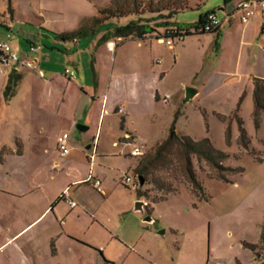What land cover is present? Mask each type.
I'll list each match as a JSON object with an SVG mask.
<instances>
[{"label": "rangeland", "instance_id": "374dc122", "mask_svg": "<svg viewBox=\"0 0 264 264\" xmlns=\"http://www.w3.org/2000/svg\"><path fill=\"white\" fill-rule=\"evenodd\" d=\"M9 2L0 0V40H8L18 54V48L26 47L25 39L38 36L40 23L53 32H73L79 28L80 18L98 16L110 0ZM227 7L224 0H189L187 10L173 18L175 26H186L198 22L200 15L215 12L222 25L225 23L222 42L216 34L186 37L171 47L165 40L158 41L157 34L144 43L113 37L109 40L115 49L108 51L107 42L101 48H89L88 41L81 39L74 59L77 64L70 63L67 56H57L56 62L41 64L35 70L22 67L24 81L20 80L10 100L4 93L11 70L0 64V71L6 72H0V234L18 231L31 223L67 186L78 207L70 211L61 201L57 220L51 214L36 230H43L51 221L61 227V219L65 221L62 228L71 226L78 239H83L75 241V254L70 259L74 264H105L92 253L93 249L80 243L100 242L102 225H107L114 237L118 232L135 242V247L124 242L116 249L112 239L107 255L115 259V264H264V114L254 115V84L250 76L264 77V55L259 51L264 40L258 39L253 21L241 25L238 14L232 17L236 24L230 28ZM144 16L155 18L150 13ZM137 18L131 15L112 22L125 25ZM159 22L153 21L150 26L163 34L164 28L157 27ZM6 28L11 29L10 33ZM103 34L97 35L98 44ZM242 35L246 47L239 46ZM42 41L48 44L46 38ZM34 56L24 58L33 61ZM95 57L97 62L92 64ZM65 69L73 71L74 82L87 86L91 94L95 92V71L101 72L103 92L116 103H129L128 127L136 132L137 145L144 150L140 158L113 161L116 167L104 172L107 179L103 193L88 183V156L98 143L102 150L119 153L121 147L113 143L118 144L123 135L120 109L115 110L119 116L114 112L103 114L98 124L100 103H94L93 108L86 97L83 109L85 115L89 112L85 117L90 125L80 120L79 125L88 127V131L80 132L70 130L56 116L46 119L32 107L39 101L33 94L39 70L44 72L48 80L44 84L49 86L53 82L50 77L63 74ZM162 72L165 76L160 80ZM134 75L142 81L138 102L129 97ZM187 88L198 93L185 103ZM156 91L161 96L158 101L153 99ZM62 129L70 133L72 149L66 157L60 156L55 145V135ZM184 136L195 141L209 139L216 150L227 156L223 161L227 171L222 172L194 155L190 157L202 190L189 178L188 158L179 143ZM166 142L162 155L156 156ZM136 163L138 171L128 172L127 165ZM137 175L144 178L145 184L136 190L127 187L123 179H135ZM86 176L85 182L70 184ZM137 191L142 194V210H136L140 202ZM93 218L97 222L92 225ZM147 218L152 221L147 222ZM245 244L258 248L254 252Z\"/></svg>", "mask_w": 264, "mask_h": 264}, {"label": "crops", "instance_id": "0c3cea01", "mask_svg": "<svg viewBox=\"0 0 264 264\" xmlns=\"http://www.w3.org/2000/svg\"><path fill=\"white\" fill-rule=\"evenodd\" d=\"M261 1H264V0H261ZM224 4H225V0H224ZM92 18L94 17H89V18L83 17L82 19L80 18L79 27L83 25L82 22H84L87 19H92ZM251 21H253L252 25H254L258 30V33H259L258 39L260 40L262 38L264 40V10L259 11L247 24H249ZM227 22L229 23L230 28H232V26L236 24V21L234 18L227 19ZM240 24L247 25V24H242L241 22ZM224 25L225 23L221 25V28L219 31V34L221 36L218 37L216 35L217 39L221 40V42L225 38ZM9 26L12 27L11 29L13 30V26L12 25H9ZM38 26H39L38 27L39 32H38L37 37L39 41L43 42L42 39L46 38L47 40L46 42L48 43V44L45 43L46 45H48L49 47H58L63 52H60L55 49H50L49 47L43 48L41 52L36 53L34 56L35 60L33 61H34L35 69L37 68V66L38 67L42 66L41 64H44V63L52 64L56 62L57 56L61 58H64V56H67L69 58L68 60L70 63L77 64L74 59H76L75 58L76 54H79L77 45L80 42L77 45L64 46L59 41L54 39L53 37V34H60L64 32H60V31L53 32L48 28L45 29L44 25H42L41 23ZM241 27L242 26H240V28ZM6 29L10 33L11 29H8V28ZM241 34H243V30L241 31ZM99 39L100 37L89 40L88 47L89 48H92V47L101 48L105 46V42L103 44L101 43V45L100 43L99 44L97 43ZM26 40H29V41L25 42V45H26L25 48L23 47H20L18 49L16 48L17 49L16 51L18 52V54H20L22 58L27 56L28 49L31 46L29 42L34 41V39H26ZM150 40H153V38H149L145 41H139V40H136V41L144 43ZM238 40L240 41L239 43L240 47H246V43L244 41L245 39L243 35L240 36ZM124 41L127 42V40H124ZM106 42H107L106 44H108V51H110L109 44L113 43V41L109 40ZM218 43L219 42L217 41V45ZM219 45L220 46L218 49L221 50L222 43H220ZM171 46L172 45H170L169 47ZM259 51H261V53L264 55V46H261ZM94 62L95 63L97 62L96 57L92 61V64ZM22 69L23 68L20 67L17 72L22 73L23 76H21L18 73L17 74L21 76L22 83H23L25 74L22 72L23 71ZM39 72H42L44 74L42 70H39ZM72 72L73 71H70L69 69H65L63 74L54 73L55 75H52L49 79V80H53V82H50L49 86H46V84H44V82L48 81L47 79H45V75H44V78L38 75L35 78L36 82H35V88H34L33 94L34 96L36 95V97L38 96L37 98L39 99V101L37 105L33 104L32 107H34V109L37 110L39 113L44 114L45 118L46 119L48 118V120L51 119L50 115L58 117L61 120V122L63 121V123L68 125L70 130L75 129L76 126L78 125V122H80V120H83V119L86 120L84 121V124L90 125V122H88L85 117L89 114V112H87V114L85 115V110L83 109L86 104L85 102V99H87L86 97H88L87 103H91L92 106L96 102L100 103L98 124L100 120L102 119L103 114L107 115V114H111V112H114V114L119 116L118 113H115V110L117 108L121 110V114L123 115L122 116L123 118H121L120 120V130L123 133V135L119 137L118 144L117 142L113 143V146L121 147V150L119 151V153L102 150L100 149L99 143H98L97 146L95 145L93 146L94 147L93 152L91 153L90 156H88V159L90 160L91 168L89 169L87 176H89V174L91 176L92 175L96 176L95 178L101 181V187H103V184L105 183L107 179V174H104V172L107 173L106 171L111 170V166L112 168L116 167V165L113 164L114 163L113 161H115L116 159H120V158L136 159L130 156V151L135 146L140 147L139 145H137V141L139 140V138L137 137L136 132L132 131L128 127V117L131 111L129 103L127 102V100L121 101V103H116L110 98L109 93L103 92V90L101 89V72L100 71L98 72L95 71V77H96L95 84L96 85L94 89L95 91L94 94L89 93L90 91L88 90L87 86L78 85L77 83H75L73 80L75 75L74 77L70 76V73ZM2 74H5V73L3 72ZM164 76L165 75L163 72L160 73L159 79L162 80ZM250 76H253L252 79L258 78V79L264 80V77L263 78L257 77L253 74H251ZM141 83H142L141 78L138 75H134L132 78V81L130 82V90H129L130 96L129 97L130 98L133 97L134 101L136 102H138L140 99ZM81 99L83 100V103H84L82 106L80 105ZM153 99L155 101H158L161 99V96L158 91L155 92ZM62 133H69V132L66 131V129H62L61 131L57 133V135H55L56 148H57L56 139L58 135ZM128 136L130 137V140L127 139ZM69 145H70V139H69ZM88 148L90 149L91 147H88ZM71 149L72 147L70 146V151ZM92 156H95L93 160H92ZM57 165H59V163H57ZM97 167L98 169H96ZM121 168H123V165L121 166ZM127 168H128V172H132V171L134 172V170L138 168V163L134 165L129 164L127 165ZM87 176L85 178L75 180L71 182L70 184H78L80 182H85V180L87 179ZM66 188L67 186L64 187L62 191H60V195L58 199H56L50 205V207H48L45 210L44 213H42L41 215H37L31 223L25 225L23 228H21L18 231L13 232L11 230H8L7 233L1 232L0 234V264H74L72 261H70V259L75 254L74 250L77 245L75 241H80L83 239H78L77 233H75V230L71 226H67L66 229L62 228V226H65V221L61 219L59 223L61 227L57 226L54 222L51 221L45 224V227L43 230L41 231L36 230V228L40 224H43L44 222H46L45 219L51 214H53V218L57 220V216H58L57 209L59 205L61 204V201L64 200L67 203L70 211H74L78 207V204H77V207L73 209L70 208L67 200L62 198V195L64 191L66 190ZM70 198L71 200L74 201V199L72 198L71 192H70ZM139 200L141 201V199ZM44 216L45 218L39 224H37L39 220H41ZM93 216H95V214H93ZM76 218L79 220L80 215H78ZM91 220H92V225L95 224V222H97V220L94 218ZM99 234L102 235L103 239L98 243H92V242H87V241L86 242L84 241L85 243L84 242H80V243L84 246H87L93 249L91 250L92 253L93 254L95 253L96 255L100 256L105 264H115L116 262L114 261L115 259L113 257H110L107 255L108 248L112 243V239L116 241L115 246H113L116 249H118L119 245H122L124 242L130 245H134L135 243L130 238H127L124 236L121 237V235L118 232L115 233L116 237H114L115 235H113V233L110 231L107 225H102V227L100 228ZM133 247H135V245ZM64 257L67 258V260H65L66 262L63 261ZM84 264H87V263H84Z\"/></svg>", "mask_w": 264, "mask_h": 264}, {"label": "trees", "instance_id": "16d2710c", "mask_svg": "<svg viewBox=\"0 0 264 264\" xmlns=\"http://www.w3.org/2000/svg\"><path fill=\"white\" fill-rule=\"evenodd\" d=\"M229 2L230 1L225 0V5H227ZM188 5L189 0H110L109 6L100 9L98 11V16L92 18L89 24H83L73 32L53 34V37L59 42H73L74 40H77L78 44L81 39L87 41L92 40L96 38L101 32H104V34L100 40V43L109 41V39L113 37H118L119 39L123 40L136 39L139 41H145L151 38L154 34H157L155 36L157 37L158 41L171 40L172 43L177 40L182 41L186 37L190 36H204L210 34H216L218 37L221 36L219 34L220 30L209 33L204 32V27L208 22V16L215 14V12H208L200 15L198 22L194 24L175 26L173 23L174 16L181 11L187 10L186 8ZM8 12L12 17L13 10L10 4L8 7ZM146 13H150L155 18L146 19L144 16ZM131 15H135L138 18L128 22L125 25H117L112 22L113 19H121ZM153 21H163L157 24L158 28H164L163 34L158 33L152 26H150V23ZM28 41L29 40L25 39V42ZM38 42H40L38 37H34V41H30L29 43L30 45H33L34 43ZM41 43L44 48L49 47L45 43ZM49 48L63 52L58 47ZM20 80L21 76L18 75L16 71H12L9 74L8 84L4 93L6 100H10V98L14 96ZM253 84L254 115L257 116L259 113L264 114V80L253 78ZM256 124L259 125L257 122ZM172 129H174V127ZM245 136L246 133L242 129V137L245 138ZM179 143L188 158L189 178L191 182L197 187V189L202 190L191 167V156H196L199 160L207 162L212 167L221 170V172L227 171V169L223 166V161L227 158V156L216 150L209 139L195 141L189 136H184ZM167 145L168 142L161 145L156 152V156H161ZM136 171H138V168ZM137 174L141 175L140 173ZM137 194L140 199L142 194L139 191H137ZM245 247L254 252L258 248V246L255 244H245Z\"/></svg>", "mask_w": 264, "mask_h": 264}, {"label": "built area", "instance_id": "2783aa9c", "mask_svg": "<svg viewBox=\"0 0 264 264\" xmlns=\"http://www.w3.org/2000/svg\"><path fill=\"white\" fill-rule=\"evenodd\" d=\"M230 4V5H229ZM228 6V7H227ZM227 13L226 19L232 18L235 14L240 16V22L242 24H247L259 11L264 10V1L261 0H232L227 5ZM222 22L217 18L216 14L208 16V22L204 27V32H215L220 30ZM11 36L8 35V39ZM161 41V40H160ZM167 45H172L171 40H165ZM64 46L68 45H76L77 40L73 42H60ZM43 45L41 42L34 43L29 47V54H36L42 51ZM115 49V44H109V50L113 51ZM0 64L3 65L5 68L10 69L11 71H18L20 67H26L28 69L35 70L34 61H30L26 58L20 57L16 52H14L12 45L9 43L8 40H0ZM1 73H6L5 71L1 70ZM39 75L44 78V74L39 72ZM71 77H74V73H70ZM121 112V110H120ZM70 135L69 133H62L58 135L56 139L57 149L61 156H67L70 153V145H69ZM127 139L129 140L130 137L128 136ZM144 155V150L142 147L135 146L130 151V156L133 158H140ZM95 156H92V160ZM139 176L135 179H132L130 176H126L123 180L127 187H133L135 190L140 186ZM88 183H91L93 187L99 192L103 193L101 187V181L99 179L93 178L90 176L88 178ZM63 199H66L70 208L77 207V203L71 200L70 198V189H66L62 195Z\"/></svg>", "mask_w": 264, "mask_h": 264}, {"label": "water", "instance_id": "95a60500", "mask_svg": "<svg viewBox=\"0 0 264 264\" xmlns=\"http://www.w3.org/2000/svg\"><path fill=\"white\" fill-rule=\"evenodd\" d=\"M198 92H197V90H195V89H193V88H187L186 89V98H185V103L186 102H189L192 98H194L195 96H196V94H197ZM76 129L78 130V131H80V132H86V131H88V127H85V126H83V125H77L76 126ZM175 134V132H173L171 135V138H173V135ZM138 180H139V183H140V186H143L144 184H145V182H144V179H143V177H139L138 178ZM143 206H144V203L142 202V201H140V202H138L137 203V209L136 210H142L143 209ZM146 221L147 222H151L152 221V219L151 218H147L146 219ZM164 232H162V233H160V234H163Z\"/></svg>", "mask_w": 264, "mask_h": 264}]
</instances>
